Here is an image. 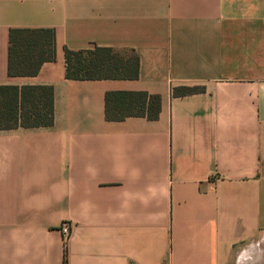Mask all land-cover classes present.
<instances>
[{"label": "crops", "instance_id": "obj_1", "mask_svg": "<svg viewBox=\"0 0 264 264\" xmlns=\"http://www.w3.org/2000/svg\"><path fill=\"white\" fill-rule=\"evenodd\" d=\"M10 28H51L54 58L9 76ZM93 46L137 76L65 78L63 48ZM0 86L52 107L0 127V264H231L264 233V0H0ZM107 92L156 116L107 119Z\"/></svg>", "mask_w": 264, "mask_h": 264}, {"label": "trees", "instance_id": "obj_2", "mask_svg": "<svg viewBox=\"0 0 264 264\" xmlns=\"http://www.w3.org/2000/svg\"><path fill=\"white\" fill-rule=\"evenodd\" d=\"M54 58L51 28H10L8 31L7 74L33 75L40 64ZM64 77L68 79H131L137 76L138 61L133 54H120L109 47L63 48ZM200 89L181 86L173 94ZM107 119L139 115L154 118L158 111L155 95L142 92H107L104 96ZM0 127L49 125L52 122L51 89L47 86H0Z\"/></svg>", "mask_w": 264, "mask_h": 264}, {"label": "rangeland", "instance_id": "obj_3", "mask_svg": "<svg viewBox=\"0 0 264 264\" xmlns=\"http://www.w3.org/2000/svg\"><path fill=\"white\" fill-rule=\"evenodd\" d=\"M5 122L6 119L0 120L2 124ZM66 226L69 228V225L66 224ZM242 249L236 254L239 256L231 264H264V233L243 244Z\"/></svg>", "mask_w": 264, "mask_h": 264}, {"label": "built area", "instance_id": "obj_4", "mask_svg": "<svg viewBox=\"0 0 264 264\" xmlns=\"http://www.w3.org/2000/svg\"><path fill=\"white\" fill-rule=\"evenodd\" d=\"M68 230H69L68 226H66L65 224L61 225L60 232L63 236H64V234H66L68 232Z\"/></svg>", "mask_w": 264, "mask_h": 264}]
</instances>
